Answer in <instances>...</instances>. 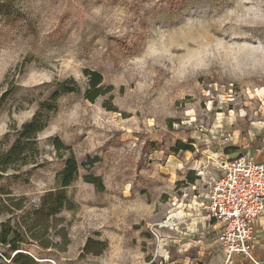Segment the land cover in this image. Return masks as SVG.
Here are the masks:
<instances>
[{
	"label": "rangeland",
	"instance_id": "1",
	"mask_svg": "<svg viewBox=\"0 0 264 264\" xmlns=\"http://www.w3.org/2000/svg\"><path fill=\"white\" fill-rule=\"evenodd\" d=\"M86 70L114 87L113 111L110 95L87 99ZM71 78L83 91L55 103L36 163L0 180V204L24 206L1 226L62 187L73 152L70 241L54 250L24 237L20 252L39 264H223L204 194L222 161L264 158V0H0V148ZM89 239L105 251L86 254Z\"/></svg>",
	"mask_w": 264,
	"mask_h": 264
},
{
	"label": "trees",
	"instance_id": "2",
	"mask_svg": "<svg viewBox=\"0 0 264 264\" xmlns=\"http://www.w3.org/2000/svg\"><path fill=\"white\" fill-rule=\"evenodd\" d=\"M84 76L86 79L85 95L87 99L94 103L98 98L110 95L108 101L105 102V107L109 111H113L112 102L114 96L112 92L114 91V87L105 85L103 75L97 71L86 70ZM82 91L83 88L74 78L56 82L50 98L40 104L33 118L19 128H12L13 133L7 135L6 141L2 143V147L0 148V180L12 170L14 174L9 175L8 180L18 182L22 177L20 172L22 167L36 163L39 153L38 136L48 126L50 111L55 107V103L64 94L81 93ZM11 136H14L15 140L5 149L4 146ZM52 143L58 152L66 147L60 138H55ZM178 147L183 151L190 149L182 143H178ZM97 161L95 158H90L83 165H92ZM66 165V174L60 189L47 192L41 198V203L37 208L28 210L24 215L19 216L20 218L18 219L13 220L9 218L5 223L1 224L0 245L4 250L0 255V264H6L5 261L9 260L11 264H39L32 256L20 252V246L24 241V237L40 241V246L43 249L64 250L69 244L70 240L67 229L61 224L64 221L61 218V214L70 204L66 188L70 185V181L75 176L78 168V163L73 152L70 153ZM84 179L86 182L93 184L98 191H105V185L100 176L87 174ZM1 194H5L6 196L12 195L11 191L1 192ZM7 198L9 201H13L11 197ZM23 210L22 200L14 205L2 203L0 204V217L4 214L13 216L15 213L22 212ZM50 231L52 234H49L48 240L41 242L38 235H44ZM96 246H101V248L96 249ZM106 247V242L89 239L85 252L86 254L99 256L105 251ZM12 254L15 255L12 256Z\"/></svg>",
	"mask_w": 264,
	"mask_h": 264
},
{
	"label": "built area",
	"instance_id": "3",
	"mask_svg": "<svg viewBox=\"0 0 264 264\" xmlns=\"http://www.w3.org/2000/svg\"><path fill=\"white\" fill-rule=\"evenodd\" d=\"M221 176L204 194L206 221L219 225L213 241L223 264L255 259V225L264 220V162L244 154L219 164ZM167 226L163 228H167Z\"/></svg>",
	"mask_w": 264,
	"mask_h": 264
},
{
	"label": "crops",
	"instance_id": "4",
	"mask_svg": "<svg viewBox=\"0 0 264 264\" xmlns=\"http://www.w3.org/2000/svg\"><path fill=\"white\" fill-rule=\"evenodd\" d=\"M248 155L256 158L258 161L264 162V158L260 157L255 153ZM211 226L213 228L215 235V232H217L219 225H215L213 223V225ZM214 235L212 239L214 238ZM255 259L262 260L264 262V220H258V222L255 225Z\"/></svg>",
	"mask_w": 264,
	"mask_h": 264
}]
</instances>
